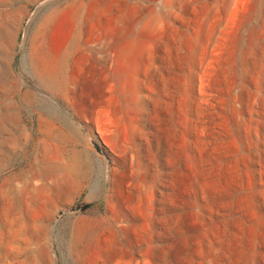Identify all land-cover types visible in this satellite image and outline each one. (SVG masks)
<instances>
[{"label": "rangeland", "instance_id": "rangeland-1", "mask_svg": "<svg viewBox=\"0 0 264 264\" xmlns=\"http://www.w3.org/2000/svg\"><path fill=\"white\" fill-rule=\"evenodd\" d=\"M0 264H264V0H0Z\"/></svg>", "mask_w": 264, "mask_h": 264}, {"label": "water", "instance_id": "water-1", "mask_svg": "<svg viewBox=\"0 0 264 264\" xmlns=\"http://www.w3.org/2000/svg\"><path fill=\"white\" fill-rule=\"evenodd\" d=\"M88 208H89V205H82V206H78L77 208H75V210H79L82 212Z\"/></svg>", "mask_w": 264, "mask_h": 264}, {"label": "bare ground", "instance_id": "bare-ground-1", "mask_svg": "<svg viewBox=\"0 0 264 264\" xmlns=\"http://www.w3.org/2000/svg\"><path fill=\"white\" fill-rule=\"evenodd\" d=\"M82 27V26H81ZM83 29V28H82ZM81 31V30H80Z\"/></svg>", "mask_w": 264, "mask_h": 264}]
</instances>
